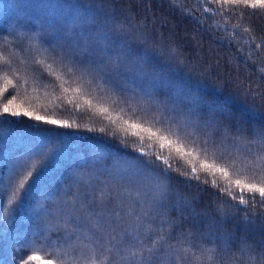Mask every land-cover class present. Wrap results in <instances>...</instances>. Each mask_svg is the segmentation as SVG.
<instances>
[{"label": "snow or ice", "instance_id": "6c2138e0", "mask_svg": "<svg viewBox=\"0 0 264 264\" xmlns=\"http://www.w3.org/2000/svg\"><path fill=\"white\" fill-rule=\"evenodd\" d=\"M217 2L243 6L242 11L251 8L253 11H245V15L264 18V12L256 11L264 10V0ZM117 3L78 0V10L57 28L61 38L39 33L30 38L36 39L52 62L70 76L87 78L101 89L120 95L124 103L152 114L163 127H176L204 151L223 149L222 158L243 162L252 181L264 176V88L236 84L233 89L230 85L236 82L229 80L217 84L211 65L200 72L193 67L187 77L175 74L174 66L183 68L187 63L183 53H178L182 45L165 50L150 42L127 15L123 21L118 20L121 13ZM14 32L0 29V38ZM53 35L49 33V37ZM8 74L3 77L5 85L12 84ZM38 79L47 77L40 73ZM258 79L264 81V75ZM3 91L12 95L7 87ZM14 100V96L8 99L0 113V154L14 143L23 147H17L8 162L0 164V225L4 223L6 204H14L10 209L14 217L23 204L50 190L53 177L47 164L54 161L58 168H72L69 188L73 183L79 185L87 175L93 190L84 195L69 193L74 202L63 215L71 230L66 228L67 235L58 237L56 243L45 237L46 247L40 249L64 264H158L164 252H181L179 264H264V212L237 206L235 213H230L214 206L212 198H220L224 189L201 182L194 166L190 174L175 173L171 164L164 166L163 143L159 145L161 154L154 157L142 147L129 150L126 139H121L119 150L113 151L104 141H114L115 133L109 136L101 129L104 134L97 137L80 132L78 127L75 132L59 133L57 129L71 126L41 115L34 116L37 123L25 124L20 118L32 117V113L12 111ZM130 127L149 132V139L156 135L137 124ZM143 140L140 136L141 144ZM204 167L211 166L201 164ZM216 171L228 175L224 168ZM234 183L241 192L258 193L262 198L259 206L264 208V186L240 179ZM194 189L198 190L195 194ZM123 193L132 203L124 212L113 209V216L108 205ZM238 199L240 205L248 203L243 195ZM249 199L255 208V196ZM124 203L125 199H119V208ZM241 212L245 215L240 216ZM45 215L53 218L51 212ZM44 235L43 230H37L36 236ZM85 242L93 245L91 254L81 249ZM113 256L119 261H113ZM40 259L32 255L21 264Z\"/></svg>", "mask_w": 264, "mask_h": 264}, {"label": "trees", "instance_id": "16d2710c", "mask_svg": "<svg viewBox=\"0 0 264 264\" xmlns=\"http://www.w3.org/2000/svg\"><path fill=\"white\" fill-rule=\"evenodd\" d=\"M78 8V0H0V29L9 33L15 31L13 35L0 38V113L7 100L14 96L12 111L32 113V117L20 118L25 124L37 123L34 116L41 115L71 126L57 129L59 133L75 132L78 127L80 132L98 137L104 134L100 131L104 129L109 136L115 133L114 141H104L111 150L118 151V142L126 139L130 142L129 150L142 147L150 157L161 154L159 145L163 143L164 166L171 164L175 173L189 174L194 166L201 182L206 181L213 189H224L220 198H212L214 206L230 213H235L237 206L247 207L249 212H264V208L259 206L262 198L258 193L241 192L234 183L240 179L264 186V176L252 181L243 162L222 158L223 149L204 151L187 139L185 133L178 132L176 127H163L155 122L152 114L146 115L137 105L124 103L120 95L101 89L87 78L81 80L70 76L65 68L52 62L36 39L30 38L37 33L45 34L48 38H61L58 26ZM116 8L121 13L119 21H123L127 15L129 21L158 47L167 50L182 45L178 53H183L187 63L183 68L174 66L175 74L187 77L191 68L195 67L196 72H200L211 65L215 69L213 79L217 84L229 80L236 82L230 85L233 89L236 84L264 88V81L258 79L264 75V18L245 15V11L252 12L253 9L242 11L243 6L223 5L217 0H118ZM246 28L248 31H245ZM49 33L54 35L49 37ZM257 45L260 47L257 48ZM5 72L9 73L11 85L4 83ZM40 73L47 79H38ZM192 75L195 76V72ZM5 87L12 93L11 96L3 91ZM125 121L128 123L125 124ZM132 124L149 129L156 135L149 139V132L131 128ZM87 129L93 132L88 133ZM133 132L138 135L133 136ZM51 135L55 137V133ZM140 136L144 137L143 144ZM17 147H23V144L14 143L8 151L0 154V164L7 163L11 152ZM201 164L211 167L201 168ZM47 168L53 177L49 191L41 192L31 203L23 204L14 217L10 214L14 204L5 205L4 223L0 225V264H21L22 259L28 260L32 255H39L41 259L30 260L29 264H48V261L64 264L40 249L46 247L45 237L56 243L58 237L63 239L67 235L65 229L68 226L64 223L63 214L69 211L74 202L69 193L84 195L86 192L91 194L93 190L89 187L87 175L81 178L79 185L73 183L69 188L71 167L58 168L53 161L47 164ZM217 168H224L228 175L216 171ZM91 183L95 184V179ZM196 191L193 190L194 194ZM241 195L248 200L246 205L239 204ZM250 196L256 198L255 208ZM126 197L127 193H123L108 205V211L113 212V216V209L122 212L128 210L132 201ZM122 198L125 203L121 209L118 205ZM49 212L53 213L52 219L45 215ZM239 215L244 216L245 213ZM112 227L117 228L115 223ZM123 227L124 224H121L120 228ZM38 229L43 230L45 235L36 236ZM70 243L79 244L78 241ZM80 247L86 254H91L93 245L85 242ZM180 255L181 252H164L158 264H179ZM113 261L118 262L119 257L113 256Z\"/></svg>", "mask_w": 264, "mask_h": 264}]
</instances>
